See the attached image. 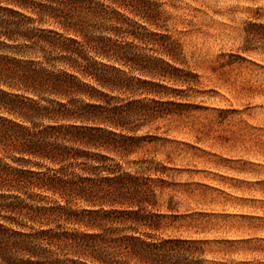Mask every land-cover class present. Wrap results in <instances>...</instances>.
<instances>
[{
	"label": "trees",
	"instance_id": "trees-1",
	"mask_svg": "<svg viewBox=\"0 0 264 264\" xmlns=\"http://www.w3.org/2000/svg\"><path fill=\"white\" fill-rule=\"evenodd\" d=\"M160 14L151 0H0V264H204V242L156 238L168 183L153 160L128 161L147 141L137 121L174 111L108 93L163 96L138 92L150 83L123 67L190 84L170 62L128 55L169 40L129 15L158 28Z\"/></svg>",
	"mask_w": 264,
	"mask_h": 264
},
{
	"label": "rangeland",
	"instance_id": "rangeland-1",
	"mask_svg": "<svg viewBox=\"0 0 264 264\" xmlns=\"http://www.w3.org/2000/svg\"><path fill=\"white\" fill-rule=\"evenodd\" d=\"M151 1L160 27L129 15L131 25L169 40L156 37L157 43L131 47L128 55L170 62L193 74L190 84L123 67L134 82L150 83L133 84L138 92L163 96L108 93L113 104L143 100L159 112L174 111L137 121V135L147 141L128 159L153 160L157 177L168 183L163 193L157 190V202L169 227L156 238L204 242V264H264V0ZM160 43L176 63L152 50Z\"/></svg>",
	"mask_w": 264,
	"mask_h": 264
}]
</instances>
